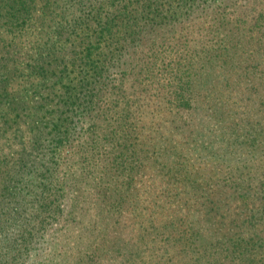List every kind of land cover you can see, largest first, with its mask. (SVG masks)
<instances>
[{
  "label": "trees",
  "instance_id": "obj_1",
  "mask_svg": "<svg viewBox=\"0 0 264 264\" xmlns=\"http://www.w3.org/2000/svg\"><path fill=\"white\" fill-rule=\"evenodd\" d=\"M251 76L264 0H0V264H264Z\"/></svg>",
  "mask_w": 264,
  "mask_h": 264
},
{
  "label": "rangeland",
  "instance_id": "obj_2",
  "mask_svg": "<svg viewBox=\"0 0 264 264\" xmlns=\"http://www.w3.org/2000/svg\"><path fill=\"white\" fill-rule=\"evenodd\" d=\"M263 81H264V79H262V77L258 78L257 76L242 77L240 79H236L233 77L232 81H230L232 83L228 87L231 86L233 88V90H236V93L242 97L243 96L244 97L245 96H255L257 94L258 97H261L264 100ZM253 86L255 87V90L250 88ZM244 103L247 104V103H251V102L249 100H246V101H244ZM241 105H243V102L241 103ZM210 166H211L210 175H209L210 179H209V185H208V188L206 190V193L208 195H210V200H211L212 197L215 196V195L213 196L212 191L215 190V187H216L212 183L219 180L218 175H224V174L228 173L229 169H230V165L225 167V166H220V165H215V164L211 165L210 164ZM251 172H252V169H251ZM204 177H207V176H204ZM144 179H146V178H144ZM138 188H139V195L135 198L138 201L128 202L129 207L127 209H124L120 212L117 210V212H115V215H117L116 218L118 220V224L115 228L116 231L120 230L121 228H123L122 232L126 230V228H124V227H126V226H124V223L126 224L130 221L129 217L132 216L130 208L132 207L133 202L134 203L135 202L140 203L139 204V205H141L140 210L145 211V210H150L151 207L153 206L155 201H152V200L154 199L155 195H156V197H155L156 201H159V200L165 199V198H174V197L168 196V193L165 194L163 192V185H161V184L155 185L151 180H149V181L147 180L146 182H144L143 188L142 187H138ZM231 193L232 192L230 191V194L228 197L223 196L220 198V200H222L226 203L229 202L230 204H232L231 206H235L234 209H236L237 206L242 207L243 204H247V202L240 196V194L236 195L237 197H233V195ZM216 198H218V197H216ZM202 211L205 213L204 209ZM123 221H124V223H123ZM130 224L133 225L132 222H130ZM121 236H123V238L126 239L125 235H121Z\"/></svg>",
  "mask_w": 264,
  "mask_h": 264
}]
</instances>
